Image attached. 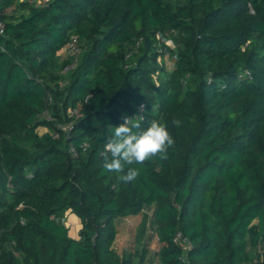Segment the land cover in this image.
<instances>
[{
	"label": "trees",
	"instance_id": "trees-1",
	"mask_svg": "<svg viewBox=\"0 0 264 264\" xmlns=\"http://www.w3.org/2000/svg\"><path fill=\"white\" fill-rule=\"evenodd\" d=\"M0 21V264H143L114 248V218L139 214L158 264H264V0H0ZM140 104L130 124L176 143L125 184L102 153Z\"/></svg>",
	"mask_w": 264,
	"mask_h": 264
},
{
	"label": "clouds",
	"instance_id": "clouds-1",
	"mask_svg": "<svg viewBox=\"0 0 264 264\" xmlns=\"http://www.w3.org/2000/svg\"><path fill=\"white\" fill-rule=\"evenodd\" d=\"M139 111H143V105ZM122 119V123L112 128V135L105 143L102 168L108 173L120 174L119 180L129 184L141 175L145 162L167 160L169 149L174 148L176 140L166 121L153 119L141 129L138 123L130 124L127 116ZM172 126L179 128L181 120L173 119Z\"/></svg>",
	"mask_w": 264,
	"mask_h": 264
},
{
	"label": "rangeland",
	"instance_id": "rangeland-1",
	"mask_svg": "<svg viewBox=\"0 0 264 264\" xmlns=\"http://www.w3.org/2000/svg\"><path fill=\"white\" fill-rule=\"evenodd\" d=\"M34 4H44L46 0H32ZM165 40H172L169 36L165 38ZM63 49V48H62ZM61 49V50H62ZM60 51V50H59ZM62 59H60L61 61ZM170 64V60H168ZM65 71V69L63 70ZM39 133L42 134L47 130L44 128H40ZM153 208H146L144 210L147 216H151ZM148 222L144 234V238L139 242H137V231L140 228L142 221V214L136 216H127V217H116L114 218V225L116 228L117 236L114 243L115 250L121 254L123 252L134 253L137 248H140L141 245L146 247L148 253L146 256V260L143 264H158V260L156 259V253L158 251V240L157 236L154 233V230L150 226L149 218L147 217ZM261 251V249H260ZM153 261V262H152Z\"/></svg>",
	"mask_w": 264,
	"mask_h": 264
},
{
	"label": "built area",
	"instance_id": "built-area-1",
	"mask_svg": "<svg viewBox=\"0 0 264 264\" xmlns=\"http://www.w3.org/2000/svg\"><path fill=\"white\" fill-rule=\"evenodd\" d=\"M3 35H4V24L0 21V36ZM159 44H160L159 49L163 53V57L166 62V65L168 66L169 69H172L173 62L176 59V55L174 53L172 54V51L176 49L174 42L172 40H165V41H160ZM62 51L64 54L74 58L73 63L69 67H67L65 71L68 69H72L76 63V57L81 51L79 48L78 38L76 36H71L70 40L63 47ZM168 60H170V64L168 63ZM141 105L143 104L137 106V111L133 116H127L128 118H130V123L140 122L143 119V111H139ZM70 151L75 152L73 147L70 148ZM174 242L181 245L184 251H186L189 248V243L185 238L181 237L180 233L176 234L174 238Z\"/></svg>",
	"mask_w": 264,
	"mask_h": 264
},
{
	"label": "crops",
	"instance_id": "crops-1",
	"mask_svg": "<svg viewBox=\"0 0 264 264\" xmlns=\"http://www.w3.org/2000/svg\"><path fill=\"white\" fill-rule=\"evenodd\" d=\"M57 55L60 59L65 56L62 50L58 51ZM61 221L69 229V235L72 238L77 239L78 233L81 229L79 218L71 210H67L61 217Z\"/></svg>",
	"mask_w": 264,
	"mask_h": 264
}]
</instances>
